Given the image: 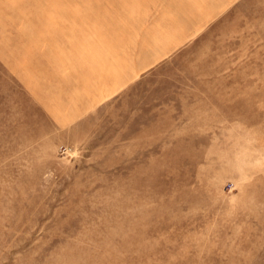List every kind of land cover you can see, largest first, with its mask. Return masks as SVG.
Wrapping results in <instances>:
<instances>
[{
	"label": "rangeland",
	"instance_id": "obj_1",
	"mask_svg": "<svg viewBox=\"0 0 264 264\" xmlns=\"http://www.w3.org/2000/svg\"><path fill=\"white\" fill-rule=\"evenodd\" d=\"M0 264H264V0H0Z\"/></svg>",
	"mask_w": 264,
	"mask_h": 264
}]
</instances>
